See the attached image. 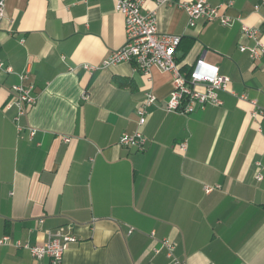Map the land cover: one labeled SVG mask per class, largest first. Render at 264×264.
<instances>
[{
	"label": "crops",
	"instance_id": "crops-1",
	"mask_svg": "<svg viewBox=\"0 0 264 264\" xmlns=\"http://www.w3.org/2000/svg\"><path fill=\"white\" fill-rule=\"evenodd\" d=\"M179 1L196 0H146L142 12L155 10L159 32L180 36L174 58L182 72L202 58L229 77L221 104L189 114L165 109L169 72L102 65L125 40L114 0H5L0 240L9 241L0 243V264H50L17 242L42 243L55 231L77 237L62 264H169L165 249L154 252L163 239L185 264H264V115L252 114L264 111V54L239 50L254 45L242 23L264 42V0H208L231 25H190ZM20 82L33 85L36 101L15 121L16 107L5 105ZM147 92L156 101L138 126ZM135 130L143 150L118 144Z\"/></svg>",
	"mask_w": 264,
	"mask_h": 264
},
{
	"label": "built area",
	"instance_id": "built-area-1",
	"mask_svg": "<svg viewBox=\"0 0 264 264\" xmlns=\"http://www.w3.org/2000/svg\"><path fill=\"white\" fill-rule=\"evenodd\" d=\"M156 5L170 4L172 0H154ZM146 0H114V9L122 14L124 19L125 40L121 47L113 50L102 62V65L109 66L120 62H133L136 70L149 76L151 68L155 67L163 72H169L172 77V89L169 93L165 109L177 111L182 114H189L197 107L206 104L218 105L221 100L218 96L220 91L228 89L229 77L219 72L218 68L198 58L189 73L182 72L175 61L174 54L180 42V36L172 33H161L157 26L155 10L142 12ZM231 1L225 2L228 6ZM177 6L182 8L188 15L190 25H194L199 19L206 21L219 20L224 25H231L234 18L220 12V6L211 5L208 0H196L194 2L179 1ZM5 16V0H0V21ZM242 35L254 41V45L247 47L239 45L240 51H247L252 59H258L264 54V42L258 37V29L242 23ZM86 69H94L95 66L84 65ZM0 70L10 71L0 60ZM21 80L27 78V70L19 75ZM36 97L33 93L31 83L22 82L14 84L9 89V99L5 108L15 106L17 113L15 121L33 106ZM156 96L145 93L143 99L136 107L137 124L142 126L147 119V107L154 104ZM253 115H264V111H253ZM34 130L29 134L33 135ZM146 139L140 130L123 132L118 144L133 149L143 150ZM181 150L186 147L183 141L179 145ZM259 165V164H258ZM255 178L260 180L262 173L257 168ZM212 186H205L204 190L209 192ZM9 241L8 237L2 238L0 243ZM77 237L73 234H66L60 231L48 232L44 242L38 244H23L17 242V246L25 248L36 260L48 258L50 264H62L63 255L69 244L76 242ZM165 249L169 264H185L173 255L175 244L169 239H163L159 247L154 248L157 253Z\"/></svg>",
	"mask_w": 264,
	"mask_h": 264
}]
</instances>
